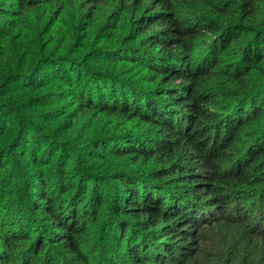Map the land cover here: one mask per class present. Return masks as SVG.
I'll return each instance as SVG.
<instances>
[{
	"label": "trees",
	"instance_id": "trees-1",
	"mask_svg": "<svg viewBox=\"0 0 264 264\" xmlns=\"http://www.w3.org/2000/svg\"><path fill=\"white\" fill-rule=\"evenodd\" d=\"M0 264H264V0H0Z\"/></svg>",
	"mask_w": 264,
	"mask_h": 264
},
{
	"label": "rangeland",
	"instance_id": "rangeland-1",
	"mask_svg": "<svg viewBox=\"0 0 264 264\" xmlns=\"http://www.w3.org/2000/svg\"><path fill=\"white\" fill-rule=\"evenodd\" d=\"M39 13H41L40 10H38L36 15H38ZM13 48L15 49L16 47H13ZM39 77H40V79L42 78L41 75ZM33 96H34V93H30V94H26V95H21L20 97H21V100H24L25 98H31ZM48 108H50V106L45 107V108L35 109V111L38 112V111H41V110H46ZM84 123L86 124V122H84ZM118 184H120V183L118 182ZM237 228H238V231H242L243 229H245L244 226H242L241 228L240 227H237ZM221 231H228V227H224L223 229H220L218 227L207 229V231L204 234L205 235V239H208L206 241H208V242L211 241L212 243H214L215 239L218 238V236L220 235ZM108 232H111V228L109 229ZM112 240H113V242H115V239H112Z\"/></svg>",
	"mask_w": 264,
	"mask_h": 264
}]
</instances>
